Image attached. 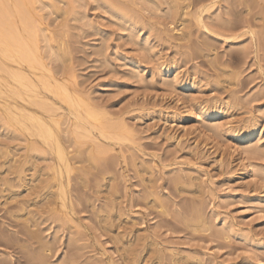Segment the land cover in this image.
<instances>
[{
	"label": "rangeland",
	"instance_id": "374dc122",
	"mask_svg": "<svg viewBox=\"0 0 264 264\" xmlns=\"http://www.w3.org/2000/svg\"><path fill=\"white\" fill-rule=\"evenodd\" d=\"M40 1L48 67L128 131L97 150L61 125L64 217L54 158L0 120V264H264V0H216L205 28L210 0Z\"/></svg>",
	"mask_w": 264,
	"mask_h": 264
},
{
	"label": "bare ground",
	"instance_id": "6f19581e",
	"mask_svg": "<svg viewBox=\"0 0 264 264\" xmlns=\"http://www.w3.org/2000/svg\"><path fill=\"white\" fill-rule=\"evenodd\" d=\"M36 1L40 0H0V120L4 126L14 127V131L24 132L30 150H37L36 144L39 139L47 154L51 156L49 159L54 158V162L47 167L52 172L50 177L55 180L57 186L59 205L65 211L67 203L71 204L72 199L62 179L63 173L70 170V162L60 138V133L64 131L61 125L69 120L71 134L77 136L75 141L85 136L96 149L103 144L101 139L105 141L126 139L123 130L128 129L123 122H120L123 132L116 129L117 124L114 127L112 125L114 122L107 119L108 113L99 111L89 101L88 103L78 98L76 95L78 93L70 90L67 80L58 78L55 75L57 72L54 73V70L52 72L51 67H48V62L44 60L46 50L42 51V46L38 43L39 37L45 35L47 37L48 33L45 34L46 29L40 25ZM41 2L43 1H40V4ZM215 3L216 0H210L205 3L206 5L197 8L194 12L197 25L207 27L203 22V13L208 12ZM44 4L54 7L52 0H47ZM48 38L50 37H47V40ZM48 46L50 54L57 53L53 44L50 43ZM57 56L60 54L57 53ZM55 99L64 103L66 108ZM197 109L204 119L210 115V109L204 105ZM211 122L212 128H216V120L212 118ZM251 127L246 132L233 133V137L237 141L246 140L249 145L257 137ZM45 151H40L42 157ZM65 214L66 211L64 217ZM202 215L201 212L197 213L196 218L205 221Z\"/></svg>",
	"mask_w": 264,
	"mask_h": 264
}]
</instances>
